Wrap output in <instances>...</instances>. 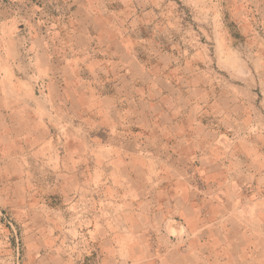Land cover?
Returning <instances> with one entry per match:
<instances>
[{
    "label": "rangeland",
    "instance_id": "1",
    "mask_svg": "<svg viewBox=\"0 0 264 264\" xmlns=\"http://www.w3.org/2000/svg\"><path fill=\"white\" fill-rule=\"evenodd\" d=\"M0 264H264V0H0Z\"/></svg>",
    "mask_w": 264,
    "mask_h": 264
}]
</instances>
